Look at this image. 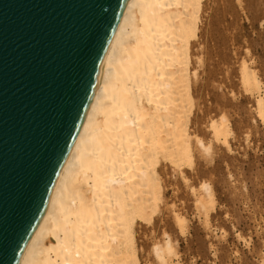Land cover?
Masks as SVG:
<instances>
[{
  "label": "bare ground",
  "instance_id": "1",
  "mask_svg": "<svg viewBox=\"0 0 264 264\" xmlns=\"http://www.w3.org/2000/svg\"><path fill=\"white\" fill-rule=\"evenodd\" d=\"M203 3L126 0L75 143L19 264H139L135 229L160 207L161 161L175 172L193 157L191 48ZM241 79L255 90L264 121L263 85L246 61ZM210 129L230 147L224 115ZM201 188L196 202L205 209L214 192L205 182ZM154 251L159 264L179 258L168 234Z\"/></svg>",
  "mask_w": 264,
  "mask_h": 264
},
{
  "label": "rangeland",
  "instance_id": "2",
  "mask_svg": "<svg viewBox=\"0 0 264 264\" xmlns=\"http://www.w3.org/2000/svg\"><path fill=\"white\" fill-rule=\"evenodd\" d=\"M203 5L191 48L193 157L175 172L161 161L160 207L135 229L139 264H159L154 246L166 234L179 255L171 264H264V121L255 113V90L241 79L246 61L264 89V0ZM222 115L232 130L229 148L210 129ZM204 182L215 199L205 209L196 202Z\"/></svg>",
  "mask_w": 264,
  "mask_h": 264
},
{
  "label": "water",
  "instance_id": "3",
  "mask_svg": "<svg viewBox=\"0 0 264 264\" xmlns=\"http://www.w3.org/2000/svg\"><path fill=\"white\" fill-rule=\"evenodd\" d=\"M126 0H0V264H19Z\"/></svg>",
  "mask_w": 264,
  "mask_h": 264
}]
</instances>
